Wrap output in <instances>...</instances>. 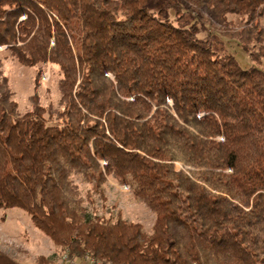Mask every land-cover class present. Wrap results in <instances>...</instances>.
Here are the masks:
<instances>
[{
  "label": "trees",
  "instance_id": "trees-1",
  "mask_svg": "<svg viewBox=\"0 0 264 264\" xmlns=\"http://www.w3.org/2000/svg\"><path fill=\"white\" fill-rule=\"evenodd\" d=\"M263 20L264 0H0V47L62 78L61 109L40 105L39 71L21 115L0 71V209L69 261L264 264V70L197 37L219 25L261 65ZM72 176L90 203L109 177L129 186L151 231L89 216Z\"/></svg>",
  "mask_w": 264,
  "mask_h": 264
},
{
  "label": "rangeland",
  "instance_id": "rangeland-1",
  "mask_svg": "<svg viewBox=\"0 0 264 264\" xmlns=\"http://www.w3.org/2000/svg\"><path fill=\"white\" fill-rule=\"evenodd\" d=\"M167 16L173 20L174 12L169 11ZM228 20L231 24L228 28L231 30H235L241 24L239 18L235 16H229ZM205 27L207 29L203 26L199 29L197 37L205 41L210 40L216 52L232 55L242 69L256 66L264 70V63L255 64L242 51L239 44L229 36L225 28H220L219 25L214 29ZM0 71L8 79L13 99L21 115L31 109L29 99L33 94L34 79L39 71L41 78L37 94L40 105L44 108L51 107L54 110L61 109L59 83L62 78L57 67L50 63L34 67L22 66L3 46L0 47ZM174 167L176 170L182 169L178 163H175ZM72 180L78 187L83 206L89 216L96 215L115 220L120 212L124 220L139 223L147 233L151 231L154 214L133 197L129 186L120 185L109 177L104 184L105 201L92 196L93 202L90 203L86 197L90 186L82 183L77 176H72ZM0 252L19 264H34L41 257L47 259L49 264H69L66 251L56 248L48 237L33 226L30 217L16 208L0 209Z\"/></svg>",
  "mask_w": 264,
  "mask_h": 264
},
{
  "label": "built area",
  "instance_id": "built-area-1",
  "mask_svg": "<svg viewBox=\"0 0 264 264\" xmlns=\"http://www.w3.org/2000/svg\"><path fill=\"white\" fill-rule=\"evenodd\" d=\"M107 77L111 78L110 75H107ZM219 140H222V138H219ZM100 164L101 166H104L106 163L104 161H101ZM226 172L231 173V170H227ZM83 261H84V264H106V263H103L102 261L95 260L89 256L85 257Z\"/></svg>",
  "mask_w": 264,
  "mask_h": 264
},
{
  "label": "crops",
  "instance_id": "crops-1",
  "mask_svg": "<svg viewBox=\"0 0 264 264\" xmlns=\"http://www.w3.org/2000/svg\"><path fill=\"white\" fill-rule=\"evenodd\" d=\"M84 264V261L83 259H76V260H73V261H69V264Z\"/></svg>",
  "mask_w": 264,
  "mask_h": 264
}]
</instances>
